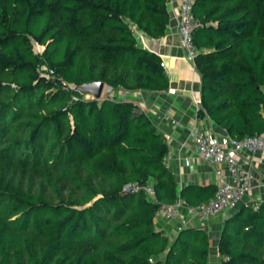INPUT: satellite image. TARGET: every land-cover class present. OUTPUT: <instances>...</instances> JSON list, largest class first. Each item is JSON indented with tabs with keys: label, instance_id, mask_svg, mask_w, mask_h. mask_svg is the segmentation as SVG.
Masks as SVG:
<instances>
[{
	"label": "trees",
	"instance_id": "trees-1",
	"mask_svg": "<svg viewBox=\"0 0 264 264\" xmlns=\"http://www.w3.org/2000/svg\"><path fill=\"white\" fill-rule=\"evenodd\" d=\"M194 13L198 115L237 139L264 134V0H195ZM170 21L168 0H0V264L211 263L205 227L172 238L155 212L217 187L179 192L150 113L75 89H167L138 32L161 38ZM149 183L154 198L125 189ZM217 251L219 264H264V202L223 220Z\"/></svg>",
	"mask_w": 264,
	"mask_h": 264
},
{
	"label": "crops",
	"instance_id": "crops-1",
	"mask_svg": "<svg viewBox=\"0 0 264 264\" xmlns=\"http://www.w3.org/2000/svg\"><path fill=\"white\" fill-rule=\"evenodd\" d=\"M168 8L171 21L168 31L163 37L153 39L141 32H138V35L140 44L157 53L165 63L163 68L169 78V87L160 91L120 89L116 90L114 94L119 98L135 102L143 111L150 113L159 131L164 136L166 134L170 136V139H166L169 143L166 162L175 173L179 192L189 185H194L195 188L201 190L206 188L205 186L214 189L220 180L218 171L221 176L229 177L227 168L224 164L213 167L201 157L194 145L192 131L194 128L203 127L216 135H229V133L210 117L198 115L199 109L203 107L202 77L197 69L196 58H190L187 50L181 44L180 0H168ZM171 89L176 90L174 94L170 92ZM239 158L246 163L247 168L255 176L252 189L236 206L226 208L206 220L188 217L185 224L186 226L192 224L205 227L213 241L212 252L216 255L223 220L227 216L233 215L243 205L258 208L259 204L264 202V152L244 151L240 152ZM203 193L205 194L204 191H202ZM187 216L186 207H183L179 218L170 222L156 219V222L160 228L174 238L178 230L185 226L183 221Z\"/></svg>",
	"mask_w": 264,
	"mask_h": 264
},
{
	"label": "built area",
	"instance_id": "built-area-1",
	"mask_svg": "<svg viewBox=\"0 0 264 264\" xmlns=\"http://www.w3.org/2000/svg\"><path fill=\"white\" fill-rule=\"evenodd\" d=\"M195 0H180V21L179 32L181 44L187 50L190 58L195 59L198 48L194 42V33L201 26V21L194 13ZM162 66L165 63L162 62ZM112 89V88H111ZM175 89H171L172 94ZM166 139L170 136L166 134ZM194 145L201 157L213 167L224 164L228 171V178L221 176L218 171L219 182L212 198L206 202L196 205L187 204L178 199L174 203H162L155 212V218L165 222H170L181 215V209L186 207L187 218L183 221L185 225L188 217L206 220L214 217L229 207L236 206L242 198L252 189L255 176L246 163L239 158L240 152H264V134L247 136L242 139L234 138L230 135H216L207 131L203 127L194 128L192 131ZM127 191L145 190L154 198L152 185H127Z\"/></svg>",
	"mask_w": 264,
	"mask_h": 264
},
{
	"label": "water",
	"instance_id": "water-1",
	"mask_svg": "<svg viewBox=\"0 0 264 264\" xmlns=\"http://www.w3.org/2000/svg\"><path fill=\"white\" fill-rule=\"evenodd\" d=\"M75 89L85 95H92L95 99H102L104 93H108L111 90L110 85H106L103 81L86 82L80 85H76Z\"/></svg>",
	"mask_w": 264,
	"mask_h": 264
},
{
	"label": "rangeland",
	"instance_id": "rangeland-1",
	"mask_svg": "<svg viewBox=\"0 0 264 264\" xmlns=\"http://www.w3.org/2000/svg\"><path fill=\"white\" fill-rule=\"evenodd\" d=\"M34 49H35V51L36 52H38V53H42L43 51H44V46H42V45H40V44H38L36 41H34ZM108 93H114V90H110ZM108 93H106V94H108ZM104 95H105V93H104ZM90 97H92V95H87V98H90ZM214 252H212V257H211V263L210 264H219V258L217 257V255L214 253Z\"/></svg>",
	"mask_w": 264,
	"mask_h": 264
}]
</instances>
